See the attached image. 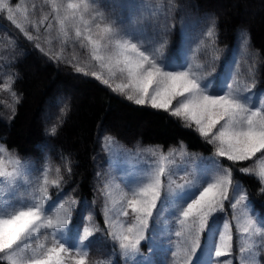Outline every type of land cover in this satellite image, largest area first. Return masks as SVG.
Here are the masks:
<instances>
[{"label":"snow or ice","instance_id":"6c2138e0","mask_svg":"<svg viewBox=\"0 0 264 264\" xmlns=\"http://www.w3.org/2000/svg\"><path fill=\"white\" fill-rule=\"evenodd\" d=\"M107 9L101 0H43L36 19L35 4L30 11L24 0L15 6L0 0V14L42 58L176 122L210 155L189 152L183 141L167 151L161 145L127 150L106 135L109 166L96 173L93 189L103 198L101 227L86 201L64 191L73 175L70 154L55 168L49 158L38 167L0 143V264H116L117 256L121 264H167L168 253L170 264H220L213 257L264 264V214L254 218L234 175L255 177L264 193V92L256 91L261 54L252 50L249 33L240 29L236 46L224 49L214 16L181 17L172 51L169 37L183 11L175 0H127ZM7 46L15 53L18 43L9 38ZM0 59L11 67L16 54ZM17 78L8 74L0 84L13 98L9 121L22 100L13 88ZM62 104L48 137L65 122L69 104ZM226 206L231 219L221 223ZM106 242L107 258L90 261L91 247Z\"/></svg>","mask_w":264,"mask_h":264},{"label":"trees","instance_id":"16d2710c","mask_svg":"<svg viewBox=\"0 0 264 264\" xmlns=\"http://www.w3.org/2000/svg\"><path fill=\"white\" fill-rule=\"evenodd\" d=\"M179 5L187 12L188 22L189 19L214 16L219 27V43L222 45L233 43L240 29L247 30L252 50L259 52L264 59V0H180ZM9 38L18 43L15 53L7 46ZM19 47L22 50L20 55ZM13 54H16V62L9 67L6 60L0 59V70L5 67L9 74L18 73L13 88L22 96V100L16 106L14 119L9 121L8 106L13 103V98L10 103L7 99L5 101L0 91V141L17 154L30 156L39 163L49 158L53 168L62 163V154H70L73 175L64 191L72 193L78 200L86 201L95 211L96 222L101 227L103 198L93 189L97 179L95 156L101 148L102 136L111 134L122 145L129 147L137 144L161 145L167 149L183 141L191 152L210 153L198 136L162 114L130 105L110 90L98 86L92 78H78L70 67L57 66L46 57L42 58L23 34L7 20L6 15L0 14V57L10 59ZM7 75L0 74V83L5 82ZM261 79L264 83V70ZM63 101L69 104L65 122L55 137H48L45 134L46 128L57 122ZM41 113L44 116L40 118ZM234 175L242 182L258 218L264 214V193L260 192L258 180L238 171ZM73 189H76L74 193ZM94 199L96 203L93 205ZM84 214L87 215L86 212ZM220 215L221 223L223 219L230 220V207L226 206L225 212ZM82 226L81 223V229ZM233 233L235 257L239 247L234 224ZM109 249L110 242L99 247L94 244L90 249L89 260L106 259ZM141 252L149 254L147 244L142 246ZM224 259L220 258L221 261ZM116 264H121L118 256Z\"/></svg>","mask_w":264,"mask_h":264},{"label":"rangeland","instance_id":"374dc122","mask_svg":"<svg viewBox=\"0 0 264 264\" xmlns=\"http://www.w3.org/2000/svg\"><path fill=\"white\" fill-rule=\"evenodd\" d=\"M20 2V0H12V3H13V6H15V4L16 3H19ZM24 2L28 5V7H29V10L31 11V9H32V5L33 4H35L36 5V14H35V17L34 18H36V19H38L39 18V15H40V12H39V6L43 3V0H24ZM127 2V0H101V3H102V5H105V4H107L108 5V9L107 10H109V11H111V5L112 4H114V3H126ZM153 2H155V0H153ZM165 2H166V0H165ZM175 3H177V4H179L180 3V0H175ZM231 4V3H230ZM186 10H188L187 8H186ZM120 11V9L119 8H117V12H119ZM218 12H220L219 10H218ZM6 15V14H5ZM186 15H187V12L186 11H180V12H177L176 13V16H175V23H176V30L170 35V37H169V40H170V44H169V48H170V50H172V51H175V45H176V43H177V39H178V35H179V30H180V19H181V17H184V19H185V22H188V17H186ZM206 17H209V16H206ZM190 21H195L194 19H189V22ZM169 23L171 24V23H173V21L170 19L169 20ZM5 33H6V31H5ZM238 33H239V31L237 32V34H236V38H235V40H234V42L233 43H231V44H229V45H222V44H220L219 43V47L220 48H224V49H231V48H233V47H235L236 46V44H237V37H238ZM22 53V50H21V48L19 47V49H18V55H20ZM67 55H70L71 54V49L69 48L68 49V51H67V53H66ZM263 66H264V59H262L261 58V60H260V62H259V66H258V75H257V79H258V81H259V83H258V85H257V89H256V91H257V93L259 94V93H262V92H264V86H262V84L264 85V83H263V81H262V72H263V70H264V68H263ZM263 69V70H262ZM71 71H72V69H71ZM0 74H9V72H7V70H6V68L4 67V68H2L1 70H0ZM4 83V82H3ZM3 83H0V84H3ZM0 91H2V90H0ZM2 93H3V95H2V97L1 98H3L5 101H6V99H7V101H9V103L12 101V97L10 96L11 95V93H9V92H6V91H2ZM10 97V98H9ZM4 101V102H5ZM257 103H258V100H257ZM4 106V105H3ZM48 106H49V104H47L46 105V107H45V111L48 109ZM5 107V106H4ZM6 109L8 108V107H5ZM10 111V110H9ZM47 112V111H46ZM45 112V113H46ZM47 114V113H46ZM46 114H45V116H46ZM44 116V114L42 115V113H41V115H40V118L41 117H43ZM106 135H111V134H105L104 136H102V138H101V148H100V150L97 152V154H96V156H95V161H96V163H97V169H96V173L97 172H102V171H104V170H106L107 168H108V156H107V154L105 153V151L103 150V147H102V143H103V138L106 136ZM111 136H113V135H111ZM114 137V136H113ZM117 140V139H116ZM118 141V140H117ZM0 143H2L1 141H0ZM118 143H119V145L122 147V148H125V149H127V150H135V148L139 145V146H141V147H145V148H147V147H150V146H156V145H141V144H137V145H134V146H131V147H129V146H124V145H122L119 141H118ZM168 149V148H167ZM167 149H164L165 151H167ZM10 150H12V151H14V153L17 155V156H19L21 159H23V160H29V161H31L32 163H34V164H36L38 167L39 166H41L45 161H43V162H37V161H35V159L34 158H32V157H30V156H22V155H19V154H17L16 153V151L15 150H13V149H10ZM189 151V150H188ZM189 152H191V151H189ZM192 153H199V154H202V155H204V156H208V155H210V153L209 154H203V153H201V152H192ZM250 162H245V166H247L248 164H249ZM238 171V170H237ZM239 172V171H238ZM240 173V172H239ZM242 174V173H241ZM238 182H239V184H240V186H241V188L242 189H244V187H243V184H242V182L239 180V179H236ZM96 185H97V179H96ZM251 206V205H250ZM230 207V206H229ZM231 209V208H230ZM254 218H256V216L254 217ZM147 249L149 250V247H148V245H147ZM239 255V251H238V254H237V256ZM214 259H219L220 260V258H215V257H213ZM262 259H264V257H262ZM223 261L224 260H220V263L221 264H223ZM170 262H171V254L170 253H168V257H167V264H170ZM238 264H239V262H237Z\"/></svg>","mask_w":264,"mask_h":264}]
</instances>
